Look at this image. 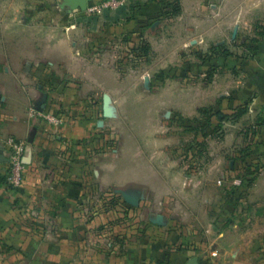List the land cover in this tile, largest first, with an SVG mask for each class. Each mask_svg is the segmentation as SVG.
Wrapping results in <instances>:
<instances>
[{
    "label": "rangeland",
    "instance_id": "1",
    "mask_svg": "<svg viewBox=\"0 0 264 264\" xmlns=\"http://www.w3.org/2000/svg\"><path fill=\"white\" fill-rule=\"evenodd\" d=\"M237 2L0 0V63L17 40L31 61L7 86L61 115L36 120L86 173L78 216L100 234L153 228L204 264H264V138L229 119V59L254 53L264 0Z\"/></svg>",
    "mask_w": 264,
    "mask_h": 264
},
{
    "label": "crops",
    "instance_id": "2",
    "mask_svg": "<svg viewBox=\"0 0 264 264\" xmlns=\"http://www.w3.org/2000/svg\"><path fill=\"white\" fill-rule=\"evenodd\" d=\"M252 1L242 0L245 12L253 10L247 8ZM229 14L231 20L238 17L236 12ZM19 32L11 34L19 37ZM236 32L230 26L229 36ZM16 42L8 46V60L0 63L5 72L4 78L0 77V245L4 249L0 250V264H185L193 256L198 258L179 250L164 235L157 236L153 228L148 229L149 234L141 231L120 240L99 233L101 217L84 221L78 216L84 191L75 181H82L86 173H74L69 162L55 152L58 144L53 140V127L29 116V103L39 99L36 90L7 86L10 81L21 82L26 73L23 69L31 63L19 40ZM254 49L249 56L229 59V114L239 105L247 106L230 125L237 128L254 122L264 138V30ZM64 131L80 133L79 129ZM7 136L26 143L23 182L13 190L5 178L8 164L3 159L2 140Z\"/></svg>",
    "mask_w": 264,
    "mask_h": 264
},
{
    "label": "built area",
    "instance_id": "3",
    "mask_svg": "<svg viewBox=\"0 0 264 264\" xmlns=\"http://www.w3.org/2000/svg\"><path fill=\"white\" fill-rule=\"evenodd\" d=\"M28 114L30 117L41 116L47 123L53 125H58L63 120L60 114L40 111L35 104L30 105L28 108ZM2 145L6 151L8 163L5 173L7 180L12 186H14V189H18L22 185L25 173L23 157L26 143L24 140L18 139L14 136H7L2 140Z\"/></svg>",
    "mask_w": 264,
    "mask_h": 264
},
{
    "label": "water",
    "instance_id": "4",
    "mask_svg": "<svg viewBox=\"0 0 264 264\" xmlns=\"http://www.w3.org/2000/svg\"><path fill=\"white\" fill-rule=\"evenodd\" d=\"M71 1L73 3L74 8H80V9L84 10L87 6V0H71ZM0 152H1V150H0ZM3 159L7 161V158H3ZM122 194H123V197L127 201H129V202L131 201L126 193L122 192ZM131 203H133V202H131ZM185 264H202V263L198 260L197 257L193 256V257L189 258Z\"/></svg>",
    "mask_w": 264,
    "mask_h": 264
},
{
    "label": "trees",
    "instance_id": "5",
    "mask_svg": "<svg viewBox=\"0 0 264 264\" xmlns=\"http://www.w3.org/2000/svg\"><path fill=\"white\" fill-rule=\"evenodd\" d=\"M230 52H229V56H230ZM247 110V106L246 104L244 105H239L238 107L235 108V110L229 114V119L231 120H236L237 118L241 117ZM199 112H205L206 110L204 108H199L198 109ZM223 118L226 117V115H222ZM5 178H6V174H5ZM249 180V183L252 182V179H248Z\"/></svg>",
    "mask_w": 264,
    "mask_h": 264
}]
</instances>
